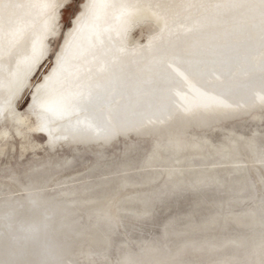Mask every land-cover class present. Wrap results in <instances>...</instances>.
Returning a JSON list of instances; mask_svg holds the SVG:
<instances>
[{
  "label": "rangeland",
  "instance_id": "obj_1",
  "mask_svg": "<svg viewBox=\"0 0 264 264\" xmlns=\"http://www.w3.org/2000/svg\"><path fill=\"white\" fill-rule=\"evenodd\" d=\"M51 2L0 0L23 28L0 38V264L264 257L258 0H101L131 15L61 25L62 65L33 51ZM68 88L83 111L45 112Z\"/></svg>",
  "mask_w": 264,
  "mask_h": 264
},
{
  "label": "snow or ice",
  "instance_id": "obj_2",
  "mask_svg": "<svg viewBox=\"0 0 264 264\" xmlns=\"http://www.w3.org/2000/svg\"><path fill=\"white\" fill-rule=\"evenodd\" d=\"M257 6V5H253ZM7 7V6H5ZM42 9H45L46 19L42 25V39L39 43V47L34 44L33 51H39L40 55L45 52L49 53V58H55L58 64H64L65 48L68 41L64 37V32L61 25L69 28L71 31L69 35L76 34L79 29L74 26V21L82 23L86 19L98 21L100 19L99 10L113 8L115 13L113 20L120 23L125 17L131 15L132 5L126 3L111 4L107 2H101V0H92L89 4H82V0H61V2L43 3L39 5ZM258 7L262 14H264V0H258ZM83 8V10H82ZM160 19V17H157ZM166 23V21H165ZM23 31V28L11 20V18H5L0 16V38L7 37L9 41L15 40ZM65 40V48H62L59 40ZM43 40H47L45 45ZM59 49V51H58ZM187 83L186 78H183ZM191 87V85H189ZM84 99V93L79 90H73L68 88L64 91L57 92L49 96L44 102V111L49 113L55 118H65L71 116L75 112L83 111L81 103ZM264 100V97L261 98ZM79 124H82L85 128L94 127V119L91 116H84L82 120H78ZM262 250H264V244H262ZM117 264H138L128 258L121 259ZM260 264H264V257L261 258Z\"/></svg>",
  "mask_w": 264,
  "mask_h": 264
},
{
  "label": "bare ground",
  "instance_id": "obj_3",
  "mask_svg": "<svg viewBox=\"0 0 264 264\" xmlns=\"http://www.w3.org/2000/svg\"><path fill=\"white\" fill-rule=\"evenodd\" d=\"M24 234L27 235V236H30V235L32 234V230L26 231V232H24ZM24 234H23V235H24ZM263 256H264V255H263ZM260 260H261V259H256V260H254L251 264H260Z\"/></svg>",
  "mask_w": 264,
  "mask_h": 264
}]
</instances>
